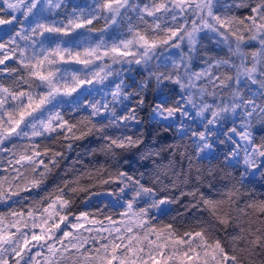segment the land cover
Listing matches in <instances>:
<instances>
[{"label":"snow or ice","instance_id":"obj_1","mask_svg":"<svg viewBox=\"0 0 264 264\" xmlns=\"http://www.w3.org/2000/svg\"><path fill=\"white\" fill-rule=\"evenodd\" d=\"M133 70L141 78L130 82ZM145 119L190 133L201 160L223 147L237 175L219 199L173 196L159 176L105 179L103 168L47 190L64 149L96 136L119 156L142 146ZM257 123L264 129V0H92L70 12L65 0H0V264H264V195L247 187L264 176ZM95 182L115 186L104 207L119 212L78 207H92ZM186 196V211H207L211 227L156 222L154 210Z\"/></svg>","mask_w":264,"mask_h":264},{"label":"trees","instance_id":"obj_2","mask_svg":"<svg viewBox=\"0 0 264 264\" xmlns=\"http://www.w3.org/2000/svg\"><path fill=\"white\" fill-rule=\"evenodd\" d=\"M91 2L92 0H65V8L70 12L72 6H83ZM58 11L61 15L54 18L62 19L64 9ZM96 27H103V21L97 23ZM126 76L131 78L130 82L138 81L141 78L140 73L134 70L126 73ZM153 95V92L148 93L149 100H152ZM86 114L85 112H79L72 115L78 119ZM141 116L142 118L146 117L147 111L142 113ZM256 129L255 134L258 137L264 135V129L261 128L259 123L256 124ZM140 130L143 132L142 146L137 149L126 150L119 156L110 157L100 151L101 142L96 136H89L84 140L74 142L71 149H64L65 155L61 159L60 167L55 169L50 176L47 182V190H51L62 179L70 178L73 173L79 174L81 171H91L95 174L97 169L103 168L105 170L103 178L105 179L107 178V172L116 170L125 171L135 178L141 179L145 184H151L156 176H159L160 183L156 187L166 186L168 193L173 196H179L180 191L189 192L198 189V195L202 193L206 197L219 199L221 194L226 191L230 178L237 175L233 169L224 166L223 147L220 148L217 159L209 157L201 160L194 154V146L189 140L190 133L189 136H181L176 128H167L165 125L150 119L144 120V123L140 125ZM47 143L54 144L55 141H48ZM56 146L59 147V145ZM142 173L143 176H141ZM83 183L88 184L90 182L84 180ZM95 183L96 186L90 188V192L98 193V195L100 193L107 194L115 187L112 184L101 185L98 182ZM173 183L176 184L175 188L172 187ZM247 187L249 191L255 193L257 198H260L264 195V176L257 173L248 177ZM32 197L39 199L35 191H33ZM81 200H83V194H81ZM191 200V197H181L178 203L167 206L171 210L167 211L166 214H154L156 222L158 224L173 223L178 228L183 229L190 222L205 221L211 227L214 222L207 211H186L185 206ZM29 203H31V199L21 201L20 204L12 207H27ZM106 203L105 200L100 199L98 203L93 201L91 208H85L83 204L79 203L78 207L81 210L92 212H95L97 208L104 209L107 215L113 214V211L119 212L121 210L105 209ZM240 207H243V203ZM0 211H7V208L0 205ZM229 231L232 230L229 229ZM218 234L220 236L224 235L222 232ZM257 264H259V261Z\"/></svg>","mask_w":264,"mask_h":264},{"label":"rangeland","instance_id":"obj_3","mask_svg":"<svg viewBox=\"0 0 264 264\" xmlns=\"http://www.w3.org/2000/svg\"><path fill=\"white\" fill-rule=\"evenodd\" d=\"M198 70V69H197ZM192 127L193 128H196L197 127V125L196 124H193L192 125ZM255 127H256V125H255ZM100 199L101 200H105L106 202H108V200L109 199H112V200H115V198L114 197H109L107 194H105V193H103V194H99V195H96L94 198H93V201H95L96 203H98V202H100ZM166 208H167V206H166ZM159 212H156L155 210H154V214H158Z\"/></svg>","mask_w":264,"mask_h":264}]
</instances>
